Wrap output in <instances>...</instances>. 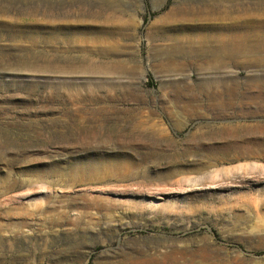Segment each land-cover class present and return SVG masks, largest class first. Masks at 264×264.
<instances>
[{"label":"rangeland","instance_id":"obj_1","mask_svg":"<svg viewBox=\"0 0 264 264\" xmlns=\"http://www.w3.org/2000/svg\"><path fill=\"white\" fill-rule=\"evenodd\" d=\"M109 2L114 25L107 31L128 37L103 35L102 20L78 30L123 47L121 56L21 58L0 40V181L19 184L0 196V264H264V132L248 129L264 124V66L167 74L160 67L181 58L154 55L164 43L148 33L171 8L203 0H121L119 11ZM102 3L58 0L55 9L93 11ZM27 6L0 0V9L12 14ZM119 61L135 71L63 75L21 67ZM217 79L227 84H210ZM165 108L183 112V129L175 128ZM100 109L108 110L107 119H95ZM126 109L142 111L145 120L154 113L152 122L168 130L154 151L116 139L105 143L117 129L130 130L128 116H115ZM95 127L98 137H82ZM234 127L239 133H227ZM229 142L258 149L221 156ZM100 155L140 165L148 181L155 179L153 187L138 190L136 184L147 181L142 175L102 183L69 178L74 166Z\"/></svg>","mask_w":264,"mask_h":264},{"label":"bare ground","instance_id":"obj_2","mask_svg":"<svg viewBox=\"0 0 264 264\" xmlns=\"http://www.w3.org/2000/svg\"><path fill=\"white\" fill-rule=\"evenodd\" d=\"M8 1L21 2L23 5L30 6H27L28 8L25 11L20 10L19 12L21 13L16 14H12L3 8L0 9V40L6 39L11 43V47L16 50L15 54L12 52L14 57H47L70 60L72 58L88 59L93 55L113 54L121 56L124 53L123 47L118 44L112 47L108 46L106 40L95 33L78 30L80 26L98 25V21L102 20L100 25L103 35L116 34L123 38L128 37L117 31H107L110 26L114 25L111 22L112 14L108 12L110 9L109 0H101L105 6L103 5V7L93 11L79 7L76 9L57 8L58 10H56L55 4H58V0ZM76 1L67 0V2L72 4ZM114 1L115 5L117 4L118 11L121 10L123 7L121 0ZM41 2H45L46 5H41ZM49 3L51 5H48ZM249 4H252L253 7H250ZM263 6L264 0H203V3L199 6L188 5L171 8L165 16L152 25L148 38L164 43L155 49L154 55L161 57L179 56L181 62L164 64L160 67V71H164L167 74L173 71L189 70L238 71V69H251L250 71H254L257 67H263ZM16 7L18 8L19 6L17 5ZM256 11L260 13L257 14L255 13ZM126 12L127 10H122L121 13ZM257 15L260 19L256 17ZM129 27L133 28L131 25ZM137 29L135 27L134 31ZM136 34L137 32L134 36ZM134 36L130 38H134ZM131 52L133 50L127 53L133 54ZM5 56H8L7 53L2 57ZM201 58H208L211 61H196V59ZM185 59H190V61L186 62ZM241 60L243 61L241 62ZM126 64L128 63L119 61L114 65L105 67L95 66L86 62L79 66L75 64L39 66L27 63L21 67L25 70L47 71L48 73L58 71L57 73L63 75H105L107 71H120L123 75H128L132 73L130 71H135V67H129ZM210 84L224 85L227 83H225L224 79H217ZM261 84V82H252L251 87L262 88ZM165 110L175 120V128L178 130L183 129L185 125L183 112L181 110L173 111L172 108H165ZM107 113V109H100L92 114L95 119L99 117L107 119L105 117ZM142 115H144L143 112L137 109L117 110L115 113L116 118L124 116L130 118V130L127 132L122 128L117 129L108 137L105 143L108 144L116 139L127 148L134 144H139V146L154 151L161 140L167 138L166 136L169 135L167 134L168 130L162 124L152 122L155 121L154 113L148 117L152 119L147 120L143 119ZM81 118L82 116L80 115ZM97 128L99 129V127L85 129L81 132V135L83 134L82 137L86 139L98 137ZM237 129L240 131V127L228 128L227 133L233 134L238 132ZM248 129L252 132H264V124L254 125L248 127ZM255 148L247 144L244 146L237 144L235 148L234 143L229 142L225 143L224 147L221 148L222 155H220L225 156L226 153L236 151L239 154L238 157L249 156L254 153ZM143 158L148 159L147 157ZM69 172L71 175L69 178L74 180V182H77L80 178L83 182L88 181L89 183L127 180L136 176H143L147 181L149 179L146 176L147 171L143 170L140 165L138 167L134 162L118 157L105 159L102 155L97 157L96 162L83 163L78 165V167L74 166ZM60 174L61 172H57L55 176ZM150 179L144 184L143 182L136 184L138 190L151 189L155 179ZM160 180H164V178ZM18 187L17 181H0V196ZM128 187L126 186L125 188L129 189ZM114 192L115 190L109 191L110 194Z\"/></svg>","mask_w":264,"mask_h":264}]
</instances>
